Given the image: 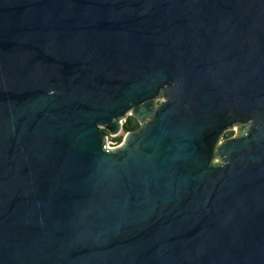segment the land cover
<instances>
[{
    "label": "water",
    "instance_id": "1",
    "mask_svg": "<svg viewBox=\"0 0 264 264\" xmlns=\"http://www.w3.org/2000/svg\"><path fill=\"white\" fill-rule=\"evenodd\" d=\"M0 264H264V0H0Z\"/></svg>",
    "mask_w": 264,
    "mask_h": 264
},
{
    "label": "trees",
    "instance_id": "2",
    "mask_svg": "<svg viewBox=\"0 0 264 264\" xmlns=\"http://www.w3.org/2000/svg\"><path fill=\"white\" fill-rule=\"evenodd\" d=\"M123 127L126 131H134L140 127V121L135 117V116H128L126 121L123 124ZM235 134L234 131H229L226 133L225 137L226 138H231ZM124 135H118L116 137H111V142L114 143L115 145H119L123 142Z\"/></svg>",
    "mask_w": 264,
    "mask_h": 264
},
{
    "label": "rangeland",
    "instance_id": "3",
    "mask_svg": "<svg viewBox=\"0 0 264 264\" xmlns=\"http://www.w3.org/2000/svg\"><path fill=\"white\" fill-rule=\"evenodd\" d=\"M161 100H162V98L161 99H157V103H159ZM129 115H131V113ZM126 118L127 117H125V120H123V123L126 121ZM231 131H234L235 135H236V133H237V129L236 128H232ZM119 135H124V134L120 133ZM110 139H111V136H109V142L111 141ZM108 145H109L110 148L112 147L110 144H108ZM216 161L219 162V160H216Z\"/></svg>",
    "mask_w": 264,
    "mask_h": 264
},
{
    "label": "built area",
    "instance_id": "4",
    "mask_svg": "<svg viewBox=\"0 0 264 264\" xmlns=\"http://www.w3.org/2000/svg\"><path fill=\"white\" fill-rule=\"evenodd\" d=\"M110 144L112 147L111 148H116L118 147L119 145H115L114 143H112L111 141L109 142V138L107 139V145ZM109 146V145H108Z\"/></svg>",
    "mask_w": 264,
    "mask_h": 264
},
{
    "label": "flooded vegetation",
    "instance_id": "5",
    "mask_svg": "<svg viewBox=\"0 0 264 264\" xmlns=\"http://www.w3.org/2000/svg\"><path fill=\"white\" fill-rule=\"evenodd\" d=\"M234 136H235V134H234Z\"/></svg>",
    "mask_w": 264,
    "mask_h": 264
}]
</instances>
